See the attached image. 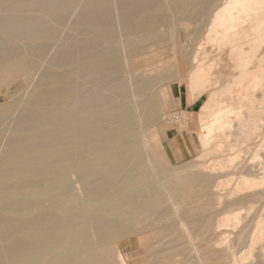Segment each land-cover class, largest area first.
<instances>
[{
    "label": "bare ground",
    "instance_id": "bare-ground-1",
    "mask_svg": "<svg viewBox=\"0 0 264 264\" xmlns=\"http://www.w3.org/2000/svg\"><path fill=\"white\" fill-rule=\"evenodd\" d=\"M80 1L82 0H79V3ZM177 1L173 0L174 4ZM75 3L78 4L77 0H0V12L3 7H6L5 12L0 13V16L9 17L6 22L0 20V27H12L24 22L31 26L38 25L44 32L46 26L51 25V33L58 34L60 28L66 25V17L76 5ZM160 3V0H151L139 9L122 14L126 21L124 25L130 23L132 19L142 17L140 16L142 14L146 15L142 18V27L135 34L129 35V40L138 41L142 39L143 33H152L151 22L161 21L163 15L157 16L152 13L153 11H148ZM120 4V9H124L127 6V1L121 0ZM111 5L112 0H88L79 7L80 18L72 26V32L69 33L75 34L78 29L84 32L90 22H100L103 19L110 28L108 31L106 30L105 39L100 36L95 47H86L84 42L87 37L91 36V32H87L85 35L82 33L79 38V46L71 51V54L75 55L73 59L70 57L67 61L66 58L55 57L53 64L62 69L66 67L65 70L62 74L60 73L61 76L54 79L50 87H40L31 92L25 100L26 103L21 110L20 121L16 129L10 133L9 147L0 159V200L7 201L6 205L0 207V264H117L105 252L103 246L116 237L126 236L129 229L128 226L121 224V221L139 220L143 215H151L162 203L168 201L166 200L167 195H163L162 190L160 191L161 188L157 189L149 184L148 172L143 171L140 174L137 172V175L123 183L125 194L123 193L124 195L115 199L116 205L113 208L109 207L107 203H111L109 199L110 185L119 179L118 174L121 172L116 171L126 167L128 162L142 154L130 152L131 142L128 141V137L137 132L140 117L137 118L136 111L139 108L145 112L146 117L143 119H147L146 122H151L155 118L154 108L149 102L156 93L154 91L158 80L149 77L150 72L148 73L147 70L148 74L141 72V75H145L147 78L140 79L138 73L139 79L135 81V91L133 89L134 92L131 91V93L130 91L123 92L126 94L123 97L126 98L129 105L118 107L119 103L113 105L110 101L112 106L107 109L105 103L103 104L105 99L103 100L101 93L104 92V87L108 84L111 86L116 84L118 76L116 75L117 77L114 78L116 80L112 78L111 81H109V77L110 74L115 77V73L119 72L118 68L120 69L119 64H121V55L117 51L118 49L115 50V46H113L117 38L115 39L116 34L113 30ZM31 10H36V12L38 10L39 13L43 11V13L32 16L28 13ZM12 11L13 13H11ZM6 12H10V14ZM52 16L57 17L51 18ZM41 18L45 19L41 20ZM209 23L206 34L207 42L221 47L223 50L226 48L234 63V67L231 66V68L233 67L231 71L233 77H230L233 79L232 82L221 86L220 78L211 75L212 67L208 69L209 67L205 66L206 62L204 63L202 60L204 56L201 59L199 54L189 57V62L193 64L189 75V92L192 98L196 99L198 96L210 92L209 97L201 106L199 116L197 114L203 131L201 135H203L206 147H213L215 151L223 152L226 155L225 163L219 161L215 166L210 167L212 173L213 171L226 172V177L223 176L222 180L218 176L220 181L215 182L216 185L212 188L205 185L209 180L205 181L204 185L199 183L202 187L195 192L199 200L212 202L213 210L222 209L221 217L218 215L219 221L213 227L214 232H218L224 227L228 228L226 226L235 225L233 228L238 227L239 222L245 218L243 217L245 209L242 211L241 207L245 201L264 205V159H262L264 154L261 153L264 150V0H223L214 10ZM47 33L45 32L44 35ZM36 34L38 37L39 34ZM148 36L146 39L150 38ZM153 37L156 38V36ZM75 39L73 38V40ZM5 43H7L6 38L1 37L0 85L4 83L9 85L20 77L30 80L33 71L45 57L46 43H40L25 50L20 49L18 45H13L9 50H3L2 45ZM33 76L35 77V75ZM122 79L124 78L122 77ZM160 79L162 78L160 77ZM117 84L119 85V83ZM117 98L114 96V100ZM117 102L121 103V101ZM16 108L14 102L9 105L8 110L12 113V110L14 111ZM5 113H0V120L5 116ZM235 120L238 121H236L237 127L234 124ZM233 127H236L237 130H232ZM234 135L236 138L233 137V142L231 140ZM2 137L0 134V141ZM242 152L251 153V157L241 166L236 161L241 157ZM70 162H77L72 166L81 174V180L85 187V196L82 200L75 201L76 203L68 208L56 204L61 196L71 194V191L67 190L70 188H68L69 185L65 186L64 191L62 190L61 196L53 195L49 198L48 204L40 198L26 200L22 197V190L26 186L41 187L48 183V172L53 170L55 163L59 164L60 169H63L69 167L67 164ZM87 165H90L89 170L101 166L103 169L116 171L112 177L109 176L107 182L99 184L97 173L93 170H91L93 172H87L85 169ZM201 167H205V165H201ZM206 167L209 169L208 165ZM61 173L69 175V172ZM202 173L198 175V181L203 179V176H207L205 172L204 175ZM194 174L191 173V175ZM12 178H16L15 182H12ZM190 178L189 180H192L193 176ZM186 179L188 181L187 177L185 181ZM56 180L62 184L65 178L56 177ZM197 180L194 183H198ZM190 182H188L189 185ZM231 182H234L235 185V190L231 192L232 196L239 194L242 196L224 202L220 188L229 186ZM117 183L120 184V181ZM187 187L189 189L190 186ZM180 188L173 189L171 194L182 191ZM194 190L196 188L193 189V192ZM172 201L174 202V200ZM98 202L102 204L98 210L109 211L107 213L114 212L115 217L110 219L105 216L106 218L101 217L95 220L93 226L97 230L98 236L96 237L100 243L95 244L96 242L92 240L93 234L91 235L86 222L90 217V207ZM203 205L205 206V204ZM209 205L207 203V206ZM161 207L160 213L173 216L170 213L171 206L170 209ZM196 208L198 209V207ZM57 209H59L58 211L62 210L61 213H57ZM261 210H264V206ZM261 210L260 212L263 213ZM181 212L183 211L181 210ZM181 214L183 215V213ZM194 216L198 218V215L194 214ZM195 217L194 219H196ZM170 218L172 217L170 216ZM209 218L211 215L206 219ZM244 231L240 232L238 242L246 241L245 246L251 250L259 245L264 254V244H261L264 239V213L256 215L248 237L245 236ZM234 246L236 247L235 244ZM118 256L119 264H127L121 252ZM238 260L235 257L232 258L231 264H238Z\"/></svg>",
    "mask_w": 264,
    "mask_h": 264
},
{
    "label": "rangeland",
    "instance_id": "rangeland-1",
    "mask_svg": "<svg viewBox=\"0 0 264 264\" xmlns=\"http://www.w3.org/2000/svg\"><path fill=\"white\" fill-rule=\"evenodd\" d=\"M120 1L121 0H112L111 17L115 22H113L114 29L113 27L112 29L116 34L115 39L117 38L116 41H114L115 44L113 46H115V50L118 49L117 51L121 55V64H119L120 69L118 68L119 72L120 70L121 72L119 75V72L117 71L118 73H115V77L113 74H110L111 78L109 77L110 80L108 79L111 81L112 78L114 79L118 76L116 78V84L119 83V85L117 84L116 86L114 83L116 86L114 87L116 88L115 90H113V84L112 86L108 84L104 87V92L101 93L103 94V100L105 99L103 104L105 103L104 105L108 107L107 109L112 106L111 102L113 105H118L117 103H119L118 107L120 105H129L126 101V98L123 97L126 96V94L123 92L127 93V91H130L131 93L133 89L135 91V81H137L139 78H147L145 75L143 76L141 74L143 72L146 74L150 72V74H148L149 77L158 79L156 85L157 87L154 91L156 93L149 102L153 106L156 116L154 115L155 118L151 122H146L147 119H143L146 117L145 112L142 111L141 108L136 111L137 118L139 119L140 117L137 132L133 133L134 135L132 134L130 137H128V141L131 142V153L142 154H140L138 158H134L128 162L126 167H123L118 171L115 170L116 172L121 171L118 174V178L120 180L117 179V181H113L111 183L109 199L113 204L110 202L107 203L109 207L113 208L116 205L114 202L115 199L117 200V198L123 193L125 194L122 187L123 183L135 175L143 173V171L148 172L147 180L149 184L157 189L161 188L160 191L162 190L161 192L163 195H167L166 200L169 202L166 201V203H162L157 208V211H154V213L156 212L155 215L157 216H155L152 212L151 215L153 214L154 216H151L150 214L143 215L140 217L141 220L127 219L121 221V224L128 226V233L123 238L116 237L111 241H108V244L106 243V245L103 246L105 252H107L117 264L120 262L118 256L120 252L124 255L127 264H231V260L234 257L239 259L238 264H264V257H262L264 254L259 245L254 247V250H251L249 247L245 246L246 241L243 243L238 242V237L240 236L239 234L242 230H245V236H249V230L256 219V215L264 213V210H261L263 209L264 205L245 201L243 205H241L243 208L242 211L245 209L243 211L244 215L242 214L245 218L241 220L242 222L240 221L241 223L239 222L240 225L238 224V227L235 228H233L235 225L226 226L228 228L224 227L223 230L214 232L213 227H215V224L217 221H219L218 217H221L220 212L222 209L213 210L211 207L213 204L212 202L209 203V201L199 200L195 195V192L198 191L197 189L202 187L199 183H203L202 185H204L205 181L209 180V182H207L205 185H208L212 188V186L216 185L215 182H218V176L222 179L223 176L225 178V175H227L226 172L224 173L220 171L223 174L222 175L217 170V172L213 171V173L212 170L210 171V167L215 166L219 161L225 163L226 155L223 152L215 151L213 147H206L203 135H201L203 134V131L198 118L199 111L201 109L200 106L206 101V98L209 97L210 92L204 93L197 100V103L189 109L182 107L180 103L182 98H188L189 100V75L190 71L192 70L191 67H193V64L189 62V57L194 56V54H199L198 56L200 59L204 56L202 60L204 63L206 62L205 66H207V68L209 67L208 69L212 67L210 69L211 75L218 76L220 78L221 86L229 84L233 80L231 79L233 77L231 71L234 67V63L227 53L228 50H226V48L223 50V48L207 42L206 39V34L208 32L207 30L210 25L209 22L212 19V14L223 0H178L176 4H174L173 0H160L161 3L156 5L155 8L150 9L148 12L153 11L152 13L157 16L163 15V19L161 21L151 22L150 25L153 28L152 33H143L141 35V40H135L137 41V44L134 40L133 41L135 44L132 40H129L128 36L139 31L140 27L143 25L142 18L146 15L142 14L140 15L142 17H139L135 20L132 19L133 21L130 20V23L124 25L126 21L124 20L122 14L139 9L142 5L148 4L151 0H126L127 6L124 9H120ZM86 2H88V0H84V2L82 0L80 3L79 0H77L78 4L75 3L76 5L73 6V13L72 11L69 12L66 17L67 20L65 21L66 25L62 26L63 28H60L61 30L58 32V34L51 33V25L46 26L44 32L40 26H31L29 24H25L24 22H21L22 24H16L12 27H0V38H6L7 42L2 45L3 50H9V48L13 45H18V47L22 50L30 49L40 43H46L47 45L45 57L41 59L37 65L35 69L36 72L33 71L32 78L30 80H28L26 77H20L9 85L5 83L0 85V113L6 112L5 116L0 120V134L3 136L0 141V159L4 154V151H7L9 147L10 133L16 129V126L20 121L21 110L26 103L25 100H27L34 89H39L40 87H50L54 79L61 76L62 72L65 70L66 67L62 69L55 66V64H53V59L58 56L61 58H66L65 60L67 61H69L70 57L73 59L75 55H72L71 51L79 46V38L80 34L82 33L85 35L87 32H91V36L85 39L84 44L86 47H95L100 36L102 39H105V34L110 28L106 25V22L103 19L100 22H90L87 30L84 32L83 30L78 29L75 34L69 33L72 32V26H74L77 20L80 18L81 11L79 7L84 5ZM5 10L6 7H3L0 13L5 12ZM159 10L161 11L159 12ZM39 12L40 11L38 10L37 12L36 10H31V12L29 11L28 13H30L32 16L38 14L42 15L41 13H43V11H41V13ZM6 13L10 14V12ZM11 13H13V11ZM56 17L57 16H52L51 18ZM8 19L9 17H6L5 15L0 16V20L4 22H6ZM44 19L45 18H41V20ZM47 19L50 20V18ZM90 24H93V26ZM101 25H105L106 27H102ZM45 32L48 33L44 35ZM35 33L39 34V38L37 37V34L35 35ZM33 35L35 37H32ZM147 35H149L148 37L150 38L146 39ZM23 36H26L27 38H24ZM153 36H156V38ZM73 38H76V41L73 40ZM139 45L141 46L139 47ZM203 53L206 54L203 55ZM232 65L233 67L231 68ZM228 72H230V76L228 75ZM138 73L141 76H139ZM33 75H35V77ZM122 77L124 79H122ZM160 77L162 79H160ZM225 81L227 82L225 83ZM121 88L123 91L120 90ZM118 94L119 96H116ZM114 96L116 98L118 97L119 99L117 98L118 100H114ZM117 101H121V103ZM14 102L16 103L17 108L14 111L12 110L11 113V111L9 112L8 107ZM260 109L261 108H259V110ZM177 113L179 114L175 115ZM173 115L177 116V118L174 119ZM236 121L237 120L234 121V124L237 127L238 121ZM236 127H233L232 130L236 131ZM176 134H179V136H176ZM233 137L236 138L235 135L232 136V138ZM234 138L231 141L234 142ZM171 139L174 140L173 144L177 145L179 150H181L176 159L174 158V155L168 151L167 144ZM263 152L264 150L261 152L262 155L264 154ZM250 155L251 153L247 154L246 152H242L241 157L238 158L236 163L242 166L245 161L247 162L250 160ZM91 157L93 156L91 155ZM263 157L264 155L262 156V159H264ZM76 163L70 162L67 164L69 167H65L63 169H60L58 166L59 164L55 163L53 170L51 169L50 172H48V183L41 187L26 186L22 190V197L26 200H36L37 198H40L45 200L46 204H48L49 198H51L53 195L61 196L62 190L64 191L65 186L69 185L68 188H70L67 190L71 191V194H69V196L67 194L64 195L65 198L64 196H61L56 204L58 206H62L63 208H68L76 202L82 200L85 196V187L81 180V174L72 166ZM201 165H205V167L208 165L209 169L207 167H201ZM101 168L102 167L99 166V168L96 167L91 169L97 173L99 184L107 182L110 178L109 176L111 175L112 177V174L115 173L114 169L107 170L102 168V170H100ZM198 168L201 170L199 171ZM203 168L205 169L203 170ZM85 169L87 172H93L89 170L90 165H87ZM195 171L196 173L194 174ZM61 172H69V175H64ZM201 172H203L202 175H204L205 172L207 176H203V179L198 181V175H201ZM191 173L194 175H191ZM188 174L193 176L194 180L193 178L192 180H189L191 176ZM56 177L60 179L65 178L64 183H59V181L56 180ZM186 177L188 178V181L187 179L185 181ZM210 177L211 181L209 179ZM195 178L198 183H194V181H196ZM12 179V182H15L14 180L16 178ZM69 181L70 184H68ZM119 181L120 184L117 183ZM189 181H191L190 185L188 184ZM195 184L197 185L194 186ZM192 185L196 188L194 192L193 189L195 188ZM198 185L199 187H197ZM187 186H190V191ZM234 186V182H231L229 186L226 185L227 188H224L223 186L220 188L222 189L220 192L223 194L222 200L224 202L242 196L240 194L238 196L233 194L234 197L232 196L231 192L235 190ZM179 188L182 191L177 192L178 194H171L173 189ZM173 195L175 196V199L172 197ZM64 199L68 202L65 203ZM171 199L174 200V202ZM207 203L210 205L207 206ZM6 204V200H0V207H3ZM203 204H205V206ZM101 205L102 204L98 202L90 207V217L86 222L89 230L91 231V235L93 234L92 240L96 242L95 244H100L99 241H97L98 237H96L98 236L96 234L97 230L93 226L95 220L105 216L110 219L115 217V215H113L114 212L107 213L109 211L101 212L98 210L100 209ZM161 206H163V209H166V207L168 209L171 208L170 213H172L173 216H168L166 213H160V211H162ZM192 207L194 208L192 209ZM196 207H198V209ZM191 209L195 210L192 211ZM58 210L59 209L56 210L57 213H61L62 210ZM181 210L183 212H181ZM260 210L263 213H261ZM174 211L176 212L174 213ZM181 213H183V215ZM194 214L198 215V218H196ZM208 215H211L212 219H206L209 217ZM170 216L172 218H170ZM194 217L196 219H194ZM205 220H207L206 222L209 220L210 223H206ZM218 243L221 244L219 245ZM261 244H264V239L262 240Z\"/></svg>",
    "mask_w": 264,
    "mask_h": 264
},
{
    "label": "crops",
    "instance_id": "crops-1",
    "mask_svg": "<svg viewBox=\"0 0 264 264\" xmlns=\"http://www.w3.org/2000/svg\"><path fill=\"white\" fill-rule=\"evenodd\" d=\"M202 96V95H201ZM201 96H198V98L196 99H193L190 92H189V100L188 98H182L181 99V106L182 107H186L187 109L193 107L196 103H197V100L201 97ZM203 104V103H202ZM202 106V105H201ZM200 106V107H201ZM190 112V111H188ZM176 136H179V134H176ZM174 140L171 139L169 142H168V151L174 155V158L176 159L177 158V155H179V153L181 152V150H179L178 146L177 145H174ZM176 144V143H175ZM183 148V147H182Z\"/></svg>",
    "mask_w": 264,
    "mask_h": 264
},
{
    "label": "built area",
    "instance_id": "built-area-1",
    "mask_svg": "<svg viewBox=\"0 0 264 264\" xmlns=\"http://www.w3.org/2000/svg\"><path fill=\"white\" fill-rule=\"evenodd\" d=\"M178 114H179V113H177V114H175V115H178ZM175 115H173V116H174V117H173L174 119H176V118H177V116H175Z\"/></svg>",
    "mask_w": 264,
    "mask_h": 264
}]
</instances>
